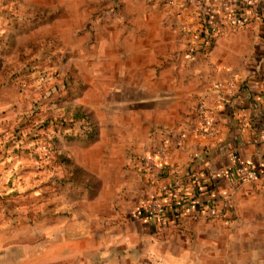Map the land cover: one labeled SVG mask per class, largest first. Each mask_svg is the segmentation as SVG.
I'll list each match as a JSON object with an SVG mask.
<instances>
[{"label": "rangeland", "instance_id": "rangeland-1", "mask_svg": "<svg viewBox=\"0 0 264 264\" xmlns=\"http://www.w3.org/2000/svg\"><path fill=\"white\" fill-rule=\"evenodd\" d=\"M154 1L0 0V264H154L127 218L151 199L157 136L185 128L200 97L171 93L187 76L161 77L166 61L145 92L113 68L114 24H141Z\"/></svg>", "mask_w": 264, "mask_h": 264}, {"label": "crops", "instance_id": "crops-1", "mask_svg": "<svg viewBox=\"0 0 264 264\" xmlns=\"http://www.w3.org/2000/svg\"><path fill=\"white\" fill-rule=\"evenodd\" d=\"M159 1L142 5L141 24H114L113 44L120 49L108 57L116 62L113 68L139 72L143 92L147 70L156 76L158 62H168L161 77L181 68L176 72L186 73L187 83L176 80L171 93L183 89L193 100L197 92L217 134H196V106L185 128L157 136L147 156L156 173L150 178L143 168V198L161 199L168 212L149 218L135 206L127 218V241L154 264H264V0H258L260 17L212 43L189 28H208L242 12L241 0H166L164 7ZM233 77L231 92L226 83ZM200 78L208 81L200 86ZM215 82L224 84L222 92ZM142 161L135 158L134 167ZM239 166L257 170L258 178L240 181ZM209 206L224 217L204 216Z\"/></svg>", "mask_w": 264, "mask_h": 264}, {"label": "built area", "instance_id": "built-area-1", "mask_svg": "<svg viewBox=\"0 0 264 264\" xmlns=\"http://www.w3.org/2000/svg\"><path fill=\"white\" fill-rule=\"evenodd\" d=\"M241 1L244 4L242 12L224 16L218 23L207 28V33L210 38H216L228 30L232 31L245 28L252 23V20L254 18L260 17L261 6L259 5L258 0ZM188 32L201 34L202 27L200 26L199 28H195L191 26ZM236 85L237 80L234 77L226 83L228 90L231 92H234ZM213 87L215 90L222 92L224 84L221 82H215ZM262 99L264 101V90L262 92ZM195 132L198 136H204L208 138H213L217 134L216 128L211 124L209 108L205 100H201L196 107ZM150 167L152 168L154 173H156V165L152 163V166ZM236 175L240 181L256 180L259 176V172L253 168L239 166L236 169ZM163 189H165V187ZM175 211L176 214H179V211L177 209H175ZM142 212L149 218L160 219L167 214L168 210L161 199L151 198L144 204ZM203 214L204 216L209 218L224 217V213L217 209L215 206L207 207L203 210Z\"/></svg>", "mask_w": 264, "mask_h": 264}, {"label": "trees", "instance_id": "trees-1", "mask_svg": "<svg viewBox=\"0 0 264 264\" xmlns=\"http://www.w3.org/2000/svg\"><path fill=\"white\" fill-rule=\"evenodd\" d=\"M207 32H208L207 28L203 26L201 36L205 39V43H212L215 40V38H210Z\"/></svg>", "mask_w": 264, "mask_h": 264}]
</instances>
